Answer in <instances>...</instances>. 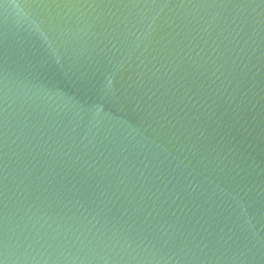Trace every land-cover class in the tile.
<instances>
[{
	"label": "water",
	"instance_id": "95a60500",
	"mask_svg": "<svg viewBox=\"0 0 264 264\" xmlns=\"http://www.w3.org/2000/svg\"><path fill=\"white\" fill-rule=\"evenodd\" d=\"M0 264H264V0H0Z\"/></svg>",
	"mask_w": 264,
	"mask_h": 264
}]
</instances>
